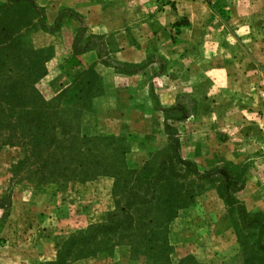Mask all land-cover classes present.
<instances>
[{"label": "rangeland", "instance_id": "obj_1", "mask_svg": "<svg viewBox=\"0 0 264 264\" xmlns=\"http://www.w3.org/2000/svg\"><path fill=\"white\" fill-rule=\"evenodd\" d=\"M244 1L0 0V25L17 45L13 61L37 78L39 94L47 101L63 96L71 117L74 98L89 90L77 103L74 134L118 140L126 148L125 167L141 171L166 149L168 128L181 158L209 179H190L192 201L163 230L136 222L130 230L89 238L115 208L114 179H42L33 164L19 166L25 149L0 130V264L55 263L61 252L60 264H173L175 257L176 264H223L237 253L238 214L219 198L221 185H233L236 193L226 197L264 221V83L253 90L256 82L243 66L223 63L232 34L242 39L249 32ZM255 7L257 32L264 30V0ZM80 56L89 64L79 65ZM229 56L249 61L242 49ZM80 71L91 86L76 79ZM106 92L99 110L107 114L92 117L93 101ZM239 95L249 99L245 112ZM162 99L174 104L163 107ZM250 175L260 188L259 211L237 197ZM254 195L249 198L257 202ZM25 219L33 257L13 251L28 234Z\"/></svg>", "mask_w": 264, "mask_h": 264}, {"label": "trees", "instance_id": "obj_2", "mask_svg": "<svg viewBox=\"0 0 264 264\" xmlns=\"http://www.w3.org/2000/svg\"><path fill=\"white\" fill-rule=\"evenodd\" d=\"M16 48L11 34L0 25V110L5 116L0 120V130L15 139L13 145L25 149L19 166L33 164L34 174L46 180L74 181L98 176L114 179L112 191L118 197L115 208L107 215V224L91 228L89 238L114 229L130 230L136 222L153 223L156 229L163 230L176 211L192 201L190 179L209 181L206 173L181 158L178 141L170 139L168 128L165 129L166 149L153 166L147 163L141 171L125 167L126 148L118 140L74 134L71 121L75 118L77 103L89 90L79 91L81 95L74 98L76 103L67 110L71 117L68 116L62 107L67 103L63 96L45 100L33 86L37 78L31 80L32 73L13 61ZM86 77L85 71L76 75L80 80ZM86 80L85 85L91 86ZM236 191L233 185L224 183L218 190L219 198L237 212L239 220L234 225L237 253L223 264H264V221L250 216L235 198L226 197L228 192ZM70 243L63 251L76 241L72 239ZM61 254L57 262L49 264H60Z\"/></svg>", "mask_w": 264, "mask_h": 264}, {"label": "crops", "instance_id": "obj_3", "mask_svg": "<svg viewBox=\"0 0 264 264\" xmlns=\"http://www.w3.org/2000/svg\"><path fill=\"white\" fill-rule=\"evenodd\" d=\"M258 1H260V0H251L249 2H246V0L244 1L245 3L243 5L242 16L245 19H248V21H249V26H248L249 32L242 39H239L234 34H232L233 39H231V41L229 42L230 49L227 53V57L225 58L226 61H223V63L225 65H228V66L232 65V64L243 66V72L246 75V77H249L256 82L255 85H253V90L257 89L260 86V84L264 83V61H256L257 60L256 56L261 55V54H262V56H264V30L261 31L259 29V30H257V32H255L256 27H255L254 23H252V21L255 18H257V14L255 13V11H256L255 3ZM260 11L261 12L264 11V7H261ZM261 26L264 27V23H262ZM236 42L239 44V46L235 45ZM255 48H256V50L253 51ZM237 49H242L244 55L249 59V61H242L243 62L242 64H240L241 61H232V57L229 56V54L232 53V50H237ZM84 56L78 57V62H79V65H81V66H86L89 64V62L85 63V61H83ZM177 81L180 82L181 78H178ZM189 84L194 85L195 84L194 80L189 82ZM262 85H264V84H262ZM116 89L121 90L122 88H116ZM107 95L108 94L106 92L105 94H103L102 96H100L99 98H97L93 101V103H92L93 109L91 112L92 117H98V116L107 114L106 111L99 110V106L103 105L105 100H107V98H108ZM238 97L242 98V102L239 104H240V107L243 108L242 111L245 112V110H247L248 106L245 105L244 100H246V99L249 100V99L246 98L247 96L242 97L241 95H239ZM160 104L163 107L172 106L174 104V100L172 102L165 103L162 99L160 101ZM253 128L254 127H250V130L253 131L254 130ZM244 130L248 131L249 128L245 127ZM110 132L111 131L109 129H107V127H106L105 133L109 134ZM241 139L248 140L247 137H245L244 135ZM251 139H253V138H251ZM251 186H253V187H251ZM257 186H258V184L254 183L253 175H250L249 180L247 181L246 187L237 193V197L240 200L245 201L244 204H245L247 209L255 210V211L256 210H258V211L262 210L261 209L262 207L259 205L262 200H260L258 195H256L258 193V191L260 190V188H258ZM250 187L254 188L255 191H253V192L249 191ZM245 194H246L247 198L245 197ZM250 195H254L255 197L257 196V202H254L255 200L250 199L249 198ZM30 224H31L30 219L29 220L25 219L24 222H22L21 226L26 227L25 231L28 234L26 236H23L22 239L18 240L17 243L21 244L20 247H17L16 249L13 250V251H17V252L21 253L22 255H24L26 257H30V256L33 257L35 252H36L35 247L30 245L32 243V238L30 235V233H31ZM43 243H44V245H46L48 243V240L44 239ZM46 250H47V248L44 249V252H46ZM38 256H41V254H39ZM43 256H45V253L43 254ZM172 262H173V264H176V263H178V259L175 257V259H172Z\"/></svg>", "mask_w": 264, "mask_h": 264}]
</instances>
